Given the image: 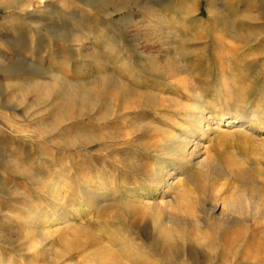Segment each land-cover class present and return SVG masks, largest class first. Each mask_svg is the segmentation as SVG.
Listing matches in <instances>:
<instances>
[{"label":"rangeland","instance_id":"rangeland-1","mask_svg":"<svg viewBox=\"0 0 264 264\" xmlns=\"http://www.w3.org/2000/svg\"><path fill=\"white\" fill-rule=\"evenodd\" d=\"M239 187L264 202V0H0V264H264Z\"/></svg>","mask_w":264,"mask_h":264},{"label":"bare ground","instance_id":"bare-ground-1","mask_svg":"<svg viewBox=\"0 0 264 264\" xmlns=\"http://www.w3.org/2000/svg\"><path fill=\"white\" fill-rule=\"evenodd\" d=\"M105 79V78H104ZM108 80V79H107ZM108 81H106L105 83H107ZM92 91V90H91ZM112 93V92H111ZM116 93V92H115ZM117 93H119V92H117ZM121 93V92H120ZM113 95H114V93H112ZM124 94V93H123ZM143 94V93H142ZM141 94V95H142ZM145 94V93H144ZM120 95V94H119ZM122 95V94H121ZM141 95H139V97L140 98H142L141 97ZM85 96H87V95H85ZM124 96H126V95H124ZM146 96V95H145ZM82 97V96H81ZM113 97V96H112ZM147 97V96H146ZM117 98H119V97H117ZM86 97H83V98H80V100H81V102H85L86 101ZM126 100V99H125ZM118 101V100H117ZM121 101V100H120ZM128 101V100H127ZM126 101V102H127ZM130 101H131V98H130ZM129 101V102H130ZM123 102H125V101H123ZM69 103V102H68ZM131 103H133V101L131 102ZM126 104L127 106H125L126 107V109H127V111L128 112H132V111H134V110H136L137 108H140V107H147V104H148V101H147V104H146V102H144L143 101V99H140V101H138L137 103H133V104ZM125 104V103H124ZM124 107V108H125ZM144 108V109H145ZM126 112V111H125ZM187 114V113H186ZM195 119V118H194ZM190 120V119H189ZM191 121V120H190ZM194 121V120H193ZM192 122V121H191ZM195 122H196V124H195ZM195 122H193L194 124H192V125H195V127H196V131H200V132H202V134L203 135H206L208 132H210V131H213V132H217V130H218V125L217 126H214V127H209L208 125H206L205 123H206V120H205V118H204V114H203V112H202V109H201V111L199 112V116L197 115V119H196V121ZM222 123H223V126L224 127H230V126H234L235 128H234V131H239V132H241V130H242V128H244V127H246V123L245 122H242V121H237L236 119H234V118H229V119H226V120H223V121H221ZM220 122V123H221ZM194 129V128H193ZM189 131V130H188ZM233 131V132H234ZM215 132V133H216ZM233 132H231V133H233ZM235 132V133H236ZM244 133V132H243ZM242 133V134H243ZM239 134V133H238ZM241 136V135H240ZM193 137V132L191 133V134H189L188 136H184L181 140H180V142L179 143H177V148H176V150H175V152H174V154H173V160H179L180 161V159H178L177 158V156H178V152H180V151H182L183 153H186V155H188V157H190V159H193V157H198V156H196L198 153V150H197V145H194V146H192V150H189V148H190V144H191V138ZM226 136L224 135V136H222L221 138L223 139V138H225ZM171 138V137H170ZM227 139H229L228 137H227ZM167 143V141H164L163 142V144H166ZM162 144V145H163ZM199 147V146H198ZM162 150V149H161ZM179 157H180V155H179ZM211 162V161H210ZM191 163H192V161H191ZM194 164H195V166H198L199 167V175H200V177H204V178H207L208 180H210V181H212L213 179L214 180H219L220 178H222V177H225V175L226 174H224V173H220V172H214V174H215V176L213 177L212 176V171L210 170L211 169V164L208 162V161H206V160H201V161H197V162H193ZM187 164V163H186ZM184 166V165H183ZM182 167V166H181ZM169 167H167V166H164V167H162L161 168V174L160 175H158L159 176V181L161 182V184L160 185H158V187L160 188V189H162L164 192H168V191H170V190H172V191H174V190H177L178 191V193H176V194H174V196L171 198V199H169L168 201H166L165 203H164V209H162V211L163 210H165V209H171L173 212H176V213H178L177 215L175 214V216L176 217H178V218H180L179 220H181V221H183V223H184V221L185 222H187L188 220H191V221H194V222H196L197 220H196V217L193 215V212L191 211V208H190V202H189V196L192 194H189V192H188V190H187V186H185V187H177V183L180 181V179H182V177H181V175L182 174H177L175 177H176V179L175 180H171L173 177H174V173H173V171H171V169H168ZM238 168V167H237ZM192 169V168H191ZM240 169V168H239ZM234 169V168H230V170L228 171V173H227V175L229 176V177H231L232 179L233 178H235L234 180H236V178H238L240 175H242V172H240V170H242V169ZM216 170V169H215ZM238 170V171H237ZM185 174V173H184ZM227 176V177H228ZM228 177V178H229ZM195 179H197L196 178V176H190V177H188L187 178V181H193V180H195ZM201 181V180H200ZM57 183V182H56ZM215 183V182H214ZM180 184V183H179ZM181 186V185H180ZM57 189V188H56ZM239 191H237V192H232V196H234L235 194H238L237 196H235V197H230V198H227V200H226V203L224 202V207H226L225 209H228V210H230V211H232V212H235V213H238V214H240V216L242 217V219H243V217H245V216H247V214L245 213V211L247 210V209H249L250 210V207H251V211L254 213V215H253V218H252V222H254L255 223V225H258V226H261V227H263V229H261V231H262V233H263V231H264V202H263V200H262V197H261V195L260 194H258V195H256V196H254L255 194H253L252 195V193H250V195H248L249 197H250V199H248L249 201H250V205L249 204H247V203H245V192H244V190L242 191V189H240V187L239 188H237ZM88 190V189H87ZM90 190V189H89ZM207 190V189H206ZM208 191V190H207ZM191 192V191H190ZM250 192V191H249ZM234 193V194H233ZM94 194V193H93ZM94 195H96V193L94 194ZM212 195V194H211ZM259 195H260V197H259ZM93 196V195H92ZM91 196V197H92ZM97 196V195H96ZM94 197V196H93ZM216 197V196H215ZM226 197V196H225ZM248 197V198H249ZM98 198V197H97ZM97 198H95V199H97ZM245 198V199H244ZM191 200V199H190ZM199 200V199H198ZM92 201V200H91ZM97 201V200H96ZM180 201H182V203L183 202H185V203H183V204H185L184 206L183 205H179L178 203H180ZM200 201V200H199ZM89 202V201H88ZM141 202V201H140ZM92 203V202H91ZM94 204V203H93ZM203 204V203H202ZM96 205V204H95ZM163 206V205H162ZM228 210H224L225 212H227V213H225V218H222L223 220H225V222H227V223H229L230 222V220L232 221L233 219H232V216H231V213H228ZM166 211V210H165ZM171 211V212H172ZM222 211H223V209H222ZM250 212V211H249ZM163 213V212H162ZM161 213V215H163ZM170 213V212H169ZM168 213V214H169ZM212 213H213V211H212ZM222 213H224V212H222ZM166 214V213H165ZM170 214H172V213H170ZM160 215V216H161ZM173 215V214H172ZM222 215V214H221ZM224 215V214H223ZM235 215V214H234ZM169 215H167V217H168ZM239 216V215H238ZM249 216V215H248ZM170 217V216H169ZM168 217V218H169ZM213 217V216H212ZM170 219V218H169ZM241 219V218H240ZM246 219V218H245ZM42 220V219H41ZM40 220V221H41ZM61 220H62V218H61ZM63 220H66V219H64L63 218ZM244 220V219H243ZM174 221V220H173ZM176 221V220H175ZM39 224H40V222H39ZM41 224H42V221H41ZM39 232V231H38ZM107 250V249H106ZM103 252H104V250H102ZM101 252V251H100ZM102 252V253H103ZM105 255V254H104ZM109 256V255H108ZM109 259H110V256L108 257ZM108 259V260H109ZM108 262V261H107ZM109 263V262H108ZM111 264H115V261H114V259H111Z\"/></svg>","mask_w":264,"mask_h":264}]
</instances>
